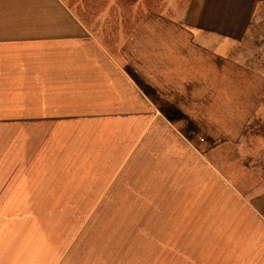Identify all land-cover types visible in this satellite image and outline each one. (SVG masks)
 Returning <instances> with one entry per match:
<instances>
[{"label":"crops","instance_id":"1","mask_svg":"<svg viewBox=\"0 0 264 264\" xmlns=\"http://www.w3.org/2000/svg\"><path fill=\"white\" fill-rule=\"evenodd\" d=\"M260 1L0 0V264H73L106 208L264 264V73L234 58Z\"/></svg>","mask_w":264,"mask_h":264},{"label":"rangeland","instance_id":"2","mask_svg":"<svg viewBox=\"0 0 264 264\" xmlns=\"http://www.w3.org/2000/svg\"><path fill=\"white\" fill-rule=\"evenodd\" d=\"M249 41V44L241 46L234 58L241 64L250 63L254 70L263 74L264 0L258 4ZM260 82L259 80L254 87L260 89ZM262 100L264 103V96ZM246 101V95L218 98L219 109L223 114L235 109L236 115H241ZM258 115V122L262 123L264 106ZM261 123H255L256 129L260 126L258 129L264 130V124ZM234 178L238 179V176L234 175ZM89 218L88 237L83 240L82 250L75 251L73 264H195L191 257L166 255L167 249H162V241L157 238L160 225L147 222L144 209H90ZM86 241L87 247L84 248Z\"/></svg>","mask_w":264,"mask_h":264}]
</instances>
